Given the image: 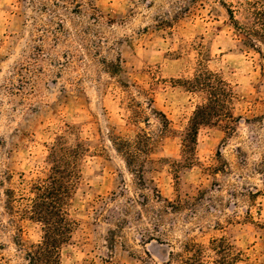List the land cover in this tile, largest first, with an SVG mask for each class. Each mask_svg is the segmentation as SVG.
I'll list each match as a JSON object with an SVG mask.
<instances>
[{
  "label": "clouds",
  "instance_id": "clouds-1",
  "mask_svg": "<svg viewBox=\"0 0 264 264\" xmlns=\"http://www.w3.org/2000/svg\"><path fill=\"white\" fill-rule=\"evenodd\" d=\"M0 264H264V0H0Z\"/></svg>",
  "mask_w": 264,
  "mask_h": 264
},
{
  "label": "rangeland",
  "instance_id": "rangeland-1",
  "mask_svg": "<svg viewBox=\"0 0 264 264\" xmlns=\"http://www.w3.org/2000/svg\"><path fill=\"white\" fill-rule=\"evenodd\" d=\"M151 238H149L147 241H145L146 244H150Z\"/></svg>",
  "mask_w": 264,
  "mask_h": 264
}]
</instances>
